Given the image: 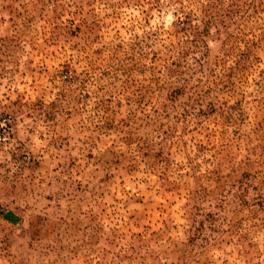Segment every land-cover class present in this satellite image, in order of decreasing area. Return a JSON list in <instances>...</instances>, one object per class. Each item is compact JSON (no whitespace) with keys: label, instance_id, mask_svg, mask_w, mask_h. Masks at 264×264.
Instances as JSON below:
<instances>
[{"label":"rangeland","instance_id":"rangeland-1","mask_svg":"<svg viewBox=\"0 0 264 264\" xmlns=\"http://www.w3.org/2000/svg\"><path fill=\"white\" fill-rule=\"evenodd\" d=\"M0 264H264V0H0Z\"/></svg>","mask_w":264,"mask_h":264},{"label":"built area","instance_id":"built-area-1","mask_svg":"<svg viewBox=\"0 0 264 264\" xmlns=\"http://www.w3.org/2000/svg\"><path fill=\"white\" fill-rule=\"evenodd\" d=\"M9 116L0 118V142H5L10 130Z\"/></svg>","mask_w":264,"mask_h":264}]
</instances>
